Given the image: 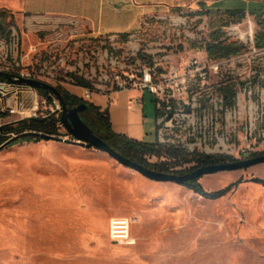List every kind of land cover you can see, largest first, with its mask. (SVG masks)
I'll return each mask as SVG.
<instances>
[{"label":"rangeland","instance_id":"rangeland-1","mask_svg":"<svg viewBox=\"0 0 264 264\" xmlns=\"http://www.w3.org/2000/svg\"><path fill=\"white\" fill-rule=\"evenodd\" d=\"M210 1L200 0L204 6ZM194 9L166 5L163 11L159 5L153 29L170 27L171 16H180L184 41L188 27L201 26L192 21L200 13L208 28L205 35L220 30L222 38L236 43L237 25L225 10L240 9L242 32L248 16L256 34L264 31V0H221ZM134 12L129 1L104 3V19L110 24L125 26ZM2 22L15 25L22 42L32 41L12 16ZM138 112V119L126 122L139 137L134 138L157 142L156 108L148 92ZM85 116L95 122L91 111ZM11 119L5 117L0 125ZM146 158L167 161L164 156ZM191 166L178 162L171 169ZM257 177L264 179L263 163L201 176L198 182L207 192L240 181L210 200L186 185L146 178L106 152L71 139L5 145L0 150V264H264V184L251 181ZM117 217L131 220L132 244L111 240L110 221Z\"/></svg>","mask_w":264,"mask_h":264},{"label":"built area","instance_id":"built-area-1","mask_svg":"<svg viewBox=\"0 0 264 264\" xmlns=\"http://www.w3.org/2000/svg\"><path fill=\"white\" fill-rule=\"evenodd\" d=\"M192 17L202 24L193 31L188 27L184 41L180 16H171L170 27L154 30L160 18L153 14L144 17L139 32L92 37L57 26L42 31L38 43L22 50V32L3 23L7 17L0 16V122L5 117L12 118L5 124L53 119L52 136L75 141L61 121L62 100L52 91L42 93L17 82L19 77L65 91L78 89L79 94L69 92L81 103H91L98 94L111 101L116 91H134L139 95L131 101L141 104L140 94L148 92L156 108V138L161 146L236 160L264 154V43L258 42L259 36L264 41V31L256 34L248 16L246 31L238 22L233 26L235 41L243 48L212 58L206 47L207 24L200 13ZM130 227L129 218H113L111 240L132 244Z\"/></svg>","mask_w":264,"mask_h":264},{"label":"crops","instance_id":"crops-1","mask_svg":"<svg viewBox=\"0 0 264 264\" xmlns=\"http://www.w3.org/2000/svg\"><path fill=\"white\" fill-rule=\"evenodd\" d=\"M105 1L109 0H0V12L7 19L12 16L20 27L28 30L29 34L26 36L32 37V41L27 42L24 38L22 43V48L28 49V46L39 42L42 31H49L57 26L69 27L71 31L78 33L84 31L92 37L112 32H139L144 17L156 14V7L159 5L163 11L166 5L186 6L195 10L194 8L200 9L201 6L206 8L218 4L221 0H209L210 3L206 6L200 0H125L135 9L134 16L125 26L107 23L103 15ZM70 90L76 94L80 93L72 87H68L66 91ZM137 95L139 93L134 91H116L109 101L108 97L98 94L93 96L91 103L102 111H108L113 132L135 139L139 137L126 122L132 118L138 119L139 106L144 104V94H140L143 97L141 104L131 101V98Z\"/></svg>","mask_w":264,"mask_h":264},{"label":"trees","instance_id":"trees-1","mask_svg":"<svg viewBox=\"0 0 264 264\" xmlns=\"http://www.w3.org/2000/svg\"><path fill=\"white\" fill-rule=\"evenodd\" d=\"M229 21L232 23H237L243 17L244 12L240 9H228L225 10ZM255 14L262 15L261 11H255ZM3 30V26L1 27ZM224 35L223 31L215 30L210 33L209 39L206 41L208 55L212 58L223 57L231 54H236L240 51L243 46L235 42H228L227 38H222ZM258 42L264 43L262 37H258ZM42 93H46L47 90L41 88ZM59 93L62 96V100L66 106L72 107L81 103V100L77 96L70 94L61 88H58ZM87 104V111L93 113L95 122L92 123L85 116V113L81 115L82 120L88 125L94 133L97 132L101 138L106 140V142L114 149L117 150L121 155L134 160L144 167H148L152 170L159 172H168L175 174H182L191 172L194 168L207 166L210 164L225 163L226 161H235L232 158H220L213 156H205L198 154H189L180 148H175L171 146H164L158 144V142L149 143L138 141L136 139H130L125 135L113 132L112 126L109 121L108 111H102L101 109L94 106L92 103ZM86 111V112H87ZM27 132V133H26ZM56 133V126H54L53 119H43L36 118L28 121H20L17 123H10L1 126L0 130V145L5 144V141L10 140L7 145L14 144L18 141H38V140H48L47 136H52ZM13 134V135H12ZM147 155L162 157L164 156L167 161L163 162H149ZM173 161V163H171ZM189 163L192 166L187 170H173L171 169L176 163ZM251 181L254 183L264 184V179L252 178ZM233 182L226 186V188L219 189L216 191L207 192L203 189L202 185L198 182V178H194L189 184H186L193 192H196L207 199H216L226 195V193L233 187L237 186L238 183Z\"/></svg>","mask_w":264,"mask_h":264},{"label":"water","instance_id":"water-1","mask_svg":"<svg viewBox=\"0 0 264 264\" xmlns=\"http://www.w3.org/2000/svg\"><path fill=\"white\" fill-rule=\"evenodd\" d=\"M7 79L11 80L10 77H7ZM16 81H20L22 83L40 89L44 88L49 90L50 92L52 91L62 100V96L59 93L58 89L52 84L50 85L48 83L36 79L33 80L23 77L17 78ZM87 110V104L85 102L72 107L66 106L65 104L63 105V114L61 117V121L75 139L74 143H78L86 147H94L98 150L100 149L101 151L106 152L113 159H116L121 164L137 170L141 175L145 176L146 178L148 177L158 182L169 181L177 185H186L189 184L192 180H194V178H200L201 176L210 175L211 173L225 172L226 170H241L243 168H249L251 166H256L257 164L264 163V154H259L253 157L242 158L241 160L226 161L225 163L210 164L207 166L197 167L194 168V170L191 172L182 174L168 172L162 173L156 170H152L148 167L146 168L141 164L137 163L136 161L132 159L130 160L129 158L121 155L117 150H114L106 142V140L95 134L94 131L82 120L81 115ZM54 138L55 137L53 136L46 137V139L48 140H52ZM10 140L11 139L5 141V144L0 145V150H2L5 145L10 143Z\"/></svg>","mask_w":264,"mask_h":264},{"label":"bare ground","instance_id":"bare-ground-1","mask_svg":"<svg viewBox=\"0 0 264 264\" xmlns=\"http://www.w3.org/2000/svg\"><path fill=\"white\" fill-rule=\"evenodd\" d=\"M180 21V19H178Z\"/></svg>","mask_w":264,"mask_h":264}]
</instances>
